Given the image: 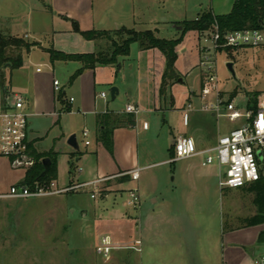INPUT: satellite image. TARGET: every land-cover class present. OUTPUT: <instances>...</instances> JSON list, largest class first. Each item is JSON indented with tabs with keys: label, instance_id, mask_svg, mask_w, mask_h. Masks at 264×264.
Instances as JSON below:
<instances>
[{
	"label": "crops",
	"instance_id": "0c3cea01",
	"mask_svg": "<svg viewBox=\"0 0 264 264\" xmlns=\"http://www.w3.org/2000/svg\"><path fill=\"white\" fill-rule=\"evenodd\" d=\"M62 17L63 15L60 13L54 14L56 19ZM86 18H89L88 12ZM120 27L122 26L119 25L118 29ZM98 29L112 30L106 27ZM23 36L28 38L26 34ZM51 36L52 47L68 53L93 52L100 46L101 42L81 39L79 46L71 49L70 46H66V48L64 46L66 44L61 43V40L72 35L65 34L64 31L53 30ZM37 41L40 44L31 49L42 50L44 57H40V60L44 61L45 58H48L53 70L56 63L64 64L62 68L66 66L65 69L67 73H70L68 75L70 76L81 66L77 61L56 60L51 62L48 53L45 51V48L51 47L50 44L48 46L45 41ZM136 46L137 51L135 52L138 56L135 61L128 58L129 52L128 56L120 57L117 64L98 65L95 68L85 69L73 82L69 83L71 89L69 96L66 95L64 85H60L61 90L56 91L53 86V80L56 78L52 79L49 74L42 73L39 68L29 74L26 73L25 82L22 85H16L13 74L24 71L29 58L22 60V65L19 68L8 73L10 95L4 102L2 101L0 89V111L10 105L14 95L23 97L24 107L27 117H29L27 128L31 149L36 153L48 154L46 158L50 159V165L53 164L54 159L51 154L52 151L42 152L39 150L40 118L45 117L44 120L48 123L45 128L49 125L50 131L54 132L53 137L56 138L55 140L62 141L71 133H75L82 125V135L84 130L88 131L86 136L83 135L84 137H88L89 132L92 131L95 146L90 151L85 150L79 156H72L75 150L72 147L74 150L67 152L68 158H70L67 160V166H65L68 178L64 183L58 184L55 176L53 180L58 187H65L74 183L92 182L103 177L139 169L138 178L135 180L131 178V175L124 174L94 185H87L97 188L101 196L91 210L90 222L87 221L92 230L90 233L92 237L89 239L91 242H87L85 245L88 244V246L84 245L83 247L90 251L96 250L100 239L108 236L114 246L111 251L128 249L130 245L134 244V241L140 240V244L136 245L138 250L129 248L136 252L134 264H253L254 257L264 251V241L259 240L261 232L264 231L261 230L260 225L224 229L221 218L218 235L213 236L208 234L205 227L207 226L206 220L191 217L194 209L203 207L201 203H207L205 199H197L192 195L206 189L204 186L206 176L194 170L195 164L192 161H187L194 158H199L201 161L200 157L177 160L185 161V167L176 172L172 167L173 169L167 168L164 174L147 173V186L145 188L142 186V171H147L149 167L157 164L171 163L170 158L154 162L155 152H153L152 145H150V140L152 139L155 142L158 139V131L166 123L164 112L171 110L182 114V123L186 125L188 124L187 112L192 109V103L197 104V107L198 102H200V107L202 100L200 84L199 92L191 91L187 108L185 105L179 107L173 103L168 92L167 96L170 97L169 106L162 103V98L159 96L161 78H157L156 70V61H159L162 52L156 48L141 49L139 45ZM29 52L23 53V58ZM126 66L129 72L125 71ZM113 86L118 89V93L113 100L111 98L108 100L106 89L110 90ZM102 92L105 93V97L101 96ZM71 97L73 98L72 101H70ZM122 99H125L124 105ZM157 103H159V106H157ZM129 104L137 108V113H130L134 116L135 124L132 127L114 128L112 132V152H110L97 140L96 115L107 111L117 114L128 113L125 108ZM62 115L64 117L75 115L80 120L76 124H70L65 119L62 121ZM209 117H214V115L211 114ZM56 118L57 121L55 122ZM151 133H153L154 138H152ZM178 136L188 135L182 133L173 135V141ZM188 137L195 141L198 148L203 147L208 141L200 131H196L194 137ZM85 141L89 140L85 139ZM84 145L89 147L91 142L89 141L88 144L84 142ZM71 166L78 168L76 174L70 170ZM27 169L13 167L9 159L0 156V194L7 193L11 185L21 184L24 181ZM176 181H178L177 184L183 185V192L180 193V196H176L174 193L176 191ZM87 186L75 191L41 197L42 200L38 201L32 208L27 204L17 203L20 198L0 197V227L4 225L6 215L11 214L12 209L10 206L18 204L17 210L14 211H24L26 218L37 221L35 224L37 229L34 233L42 243L48 241V235L53 236V234H56V227H62L63 225L66 226L67 237H69L72 232L74 219L71 216L74 213V208L68 207V197H71L74 201V196H77ZM160 186L166 189L167 194L174 193L172 196H168L164 205L168 206L170 204L169 206L174 207V209L170 208L169 210L167 208L165 212H158L153 206L157 203L158 197L150 199L149 204L143 200L142 193H145L143 191L146 188L150 190L147 196L151 198ZM130 190H136L140 198L135 206L126 203ZM90 197H92L91 194ZM110 197L112 198L109 199ZM92 198L94 199V197ZM121 199L125 200L121 203ZM159 199H162V202L166 201L162 196ZM167 203L169 204L167 205ZM181 205L188 207L186 208L188 217L186 216L185 219L179 218L177 216L178 212H175L176 207H181ZM82 216L86 218L87 212L83 211ZM121 226H123L122 229L125 228L124 231ZM53 227L55 231L49 234L52 232ZM2 242L3 238H0V243ZM89 243L92 244L89 245ZM106 262L107 264H125L124 262L121 263L113 252H110Z\"/></svg>",
	"mask_w": 264,
	"mask_h": 264
},
{
	"label": "rangeland",
	"instance_id": "374dc122",
	"mask_svg": "<svg viewBox=\"0 0 264 264\" xmlns=\"http://www.w3.org/2000/svg\"><path fill=\"white\" fill-rule=\"evenodd\" d=\"M233 2L234 0H0V32L22 36L24 40L36 42L37 45L40 44L37 40L45 41L48 46L49 44L52 46L51 34L53 30L64 31L65 34L72 36L69 38L64 37L61 43L66 44L64 45L65 47L70 46L71 49L77 48L80 40L84 39L73 31L72 21L76 22L80 30L103 27L114 30L121 25L138 31L153 30L159 38L178 39L175 45L176 58L174 62L178 78L173 81L168 89V95L177 106L183 107L185 105L187 108L191 91L199 92L201 80L205 73L207 74L206 67L201 63L203 57L208 56L202 50L204 48L210 49L209 56H212V68L210 70L217 80L218 90L224 97L233 94L236 99H244L249 97L251 93L259 94V92L264 90V48L236 49L232 51L231 58L225 50H213L212 42L205 35L206 33L199 35L193 29L184 31L177 29V26L181 27V22L194 19L202 11H211L218 15L226 14L230 12ZM87 12L89 13V18H86ZM56 13L62 14L63 17L60 19L54 18ZM24 34L28 38L24 37ZM98 41L101 42L97 49L105 50L109 46L108 41L103 38ZM131 45L128 58L135 61L138 56L135 52L138 44L134 42ZM43 55L42 50L37 48L31 49L25 55L23 60L29 58V62H27L28 64H26L24 71L13 74L15 84L22 85L26 79L25 74H29L39 68L42 73L49 74L52 79L56 78L61 86L64 85L66 95L69 96L71 94L68 83V75L70 73H67L66 66L62 68L64 64L56 63L53 70L48 58H45L44 61L40 60V57H44ZM227 62H232L234 76L227 70ZM164 67L165 60L161 53L159 61H156L158 79L161 78V72H163ZM125 71H127V66ZM106 92L109 100L110 90L106 89ZM170 97L167 96L162 99V103H166L169 106ZM214 97V92L208 95V99L214 100ZM122 100L124 105L125 99ZM199 103L197 107V104L192 103V109L187 112L188 124L186 125L182 123V114L171 110L164 112L166 123L158 131V139L155 142L152 139L150 140V145H152L153 152H155V157L153 156L154 162L173 158L171 154L173 135L182 133L194 137L196 131H200L208 140L201 147L205 148L215 143L217 135L225 134L229 129L239 125V121L231 122L224 116L210 118V113L199 110ZM157 106H159V103H157ZM61 118L62 121L65 119L70 124H76L80 120L75 115L66 117L62 115ZM44 119L45 117L40 118L39 121L41 126V129H39L41 130L39 150L42 152L52 151L53 166L56 174L55 180L58 184H61L68 178L65 166H67V160L70 158H68L67 152L74 150L67 143L68 137L74 134L78 145V150H74V155L72 156H79L85 150L90 151L95 146V138L92 131L89 132L88 137H84L82 135V125L75 133H71L62 141L55 140L56 138L53 137L54 132L50 131L49 125L45 128L48 123ZM27 120H29V117H27ZM56 121L57 118L55 119ZM152 132L154 131L152 130ZM151 136L154 138L153 133H151ZM85 139L91 142V146L85 147ZM187 161H192L195 164L194 170L206 176L204 182L206 189L192 195L197 199H205L207 203H201L203 207L194 209L191 217L206 220L207 226L205 227L208 230V234L213 236L218 235L221 218L224 229L247 227L246 220L256 212L252 203L253 194L246 188L220 189L218 186V171L215 165L203 167L199 158ZM172 167L175 172L179 171L185 167V161H176L163 165L157 164L149 167L147 171H142V186L144 188L147 186V173L164 174L167 168L173 169ZM77 169V167H70V170L75 172V174ZM177 182L175 183L176 191L174 193L176 196H180V193L183 192V185H179ZM164 189L162 186L157 188L156 193L151 198L147 196L150 192L148 188L143 191L145 193H142L143 200L148 204L150 199L158 197L157 203L153 204L158 212H165L167 208L169 210L170 208L174 209V207L169 206V203H167V205L169 204L168 206H164L168 196L174 194H167L166 189ZM90 194L94 195V199L90 197ZM100 196L101 193L99 194L97 188L87 186L77 196H74V201L71 197H68V207L74 208V213L71 216L74 219L71 236L67 237L66 226L63 225L62 227H56V234H53V236L48 235V241L43 243L38 240V236L34 233L37 229L35 225L37 221L26 218L24 211H14L17 210L18 204L10 206L12 209L10 211L11 214L6 215L4 225L0 227V238H3V242L0 243V264H107V259L98 255L96 250L90 251L83 247L87 242H91L89 239L92 237L90 234L92 230L91 225H88V223L92 215L91 210L100 200ZM160 196L166 201L162 202V199H159ZM40 200H42L41 197L20 198L17 203L27 204L32 208ZM123 200L125 199H121L120 202L122 203ZM176 208L177 216L185 219L188 215L186 213L188 211L186 208L188 207L181 205V207L178 206ZM83 211L87 212L86 218L82 216ZM260 227L261 230H264V224H260ZM122 228L123 226H121ZM124 229L122 230L124 231ZM54 231L53 227L52 232L49 234ZM85 246H88V244ZM112 252L117 255L121 263H135L136 252L129 248Z\"/></svg>",
	"mask_w": 264,
	"mask_h": 264
},
{
	"label": "built area",
	"instance_id": "2783aa9c",
	"mask_svg": "<svg viewBox=\"0 0 264 264\" xmlns=\"http://www.w3.org/2000/svg\"><path fill=\"white\" fill-rule=\"evenodd\" d=\"M213 45V50L231 47L235 49L264 48V25L261 28H242L236 30L220 31L214 23L212 29L204 32ZM209 56V48L203 49ZM204 56L201 63L206 67L205 75L201 80V104L200 110L214 116H224L231 122L239 121L237 127L225 134L219 135L214 144L205 148H198L195 141L188 136H178L173 141V158L170 162L200 157L203 167L215 165L218 171V186L220 189L240 188L248 186L264 177V90L257 95H249L244 99L224 97L218 90L217 80L210 70L212 68V56ZM56 91L61 90L60 82L53 80ZM214 92V100L208 99V95ZM105 97V93H101ZM73 98H70L72 101ZM190 107V105H188ZM125 111L137 113L134 105H127ZM28 120L24 107V99L21 95H14L9 106L0 111V156L9 159L11 165L16 168H29L34 159L30 153L28 139ZM87 130L83 131L86 136ZM89 141H85L88 144ZM124 174L137 179L139 169L126 171L114 176L103 177L92 182L74 183L65 187H58L54 180L47 183H39L30 188L25 185H11L8 192L0 194L1 198H33L58 195L70 191L79 190L87 185H94L102 181ZM94 197L93 194H91ZM136 190L128 193L127 205L135 206L139 202ZM140 240L134 241L129 248L138 250L136 245ZM114 248L110 238L104 236L96 246L98 255L107 259ZM253 264H264V251L256 255Z\"/></svg>",
	"mask_w": 264,
	"mask_h": 264
},
{
	"label": "trees",
	"instance_id": "16d2710c",
	"mask_svg": "<svg viewBox=\"0 0 264 264\" xmlns=\"http://www.w3.org/2000/svg\"><path fill=\"white\" fill-rule=\"evenodd\" d=\"M216 23L220 31L236 30L242 28H261L264 25V0H234L230 12L226 14H214L211 11H202L194 19L181 22V31L187 29L196 30L199 34L212 29ZM73 31L82 36L85 40L97 42L100 39L108 41L109 46L103 49H96L87 53H68L54 47L45 48L51 62L77 61L81 64L68 79V83L73 82L85 69L95 68L98 65L117 64L118 59L126 57L130 52V45L137 43L141 49L156 48L165 57V67L161 76L159 96L164 99L173 81L178 78L174 68L176 58L175 45L178 39L159 38L150 29L135 30L134 28L121 27L114 30H80L75 21H72ZM180 24V23H179ZM36 42H28L22 37L4 34L0 32V89L2 101L4 102L10 95L8 73L22 65L23 53L29 52L36 46ZM232 58V51L235 48L226 47L224 49ZM257 95L256 93H251ZM234 97L231 94L230 98ZM96 137L108 151L112 152V132L114 128L135 124L134 116L130 113H114L107 111L96 115ZM30 147V153L34 163L27 169L24 181L19 185L34 188L36 184L47 183L55 178L53 164L44 172L42 159L48 154L36 153ZM171 154L174 155L173 145ZM173 163V162H171ZM246 188L253 194L252 203L256 212L246 220L247 226L264 224V177L249 184ZM264 241V231L261 232L260 239Z\"/></svg>",
	"mask_w": 264,
	"mask_h": 264
},
{
	"label": "water",
	"instance_id": "95a60500",
	"mask_svg": "<svg viewBox=\"0 0 264 264\" xmlns=\"http://www.w3.org/2000/svg\"><path fill=\"white\" fill-rule=\"evenodd\" d=\"M177 29H181L180 26H177ZM226 68L227 70L232 74V76H234V70H233V64L232 62H227L226 64ZM181 81V79H179ZM118 93V89L116 87H111L110 88V98L111 100H113L116 96V94ZM67 143L73 147L75 150L78 149V145L76 143V138H75V135L74 134H71L68 139H67ZM42 164L44 166V172H46L49 167H50V159L49 158H43L42 159Z\"/></svg>",
	"mask_w": 264,
	"mask_h": 264
}]
</instances>
